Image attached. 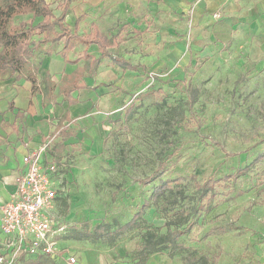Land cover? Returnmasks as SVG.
Segmentation results:
<instances>
[{"label":"rangeland","instance_id":"obj_1","mask_svg":"<svg viewBox=\"0 0 264 264\" xmlns=\"http://www.w3.org/2000/svg\"><path fill=\"white\" fill-rule=\"evenodd\" d=\"M47 1L60 14L63 0ZM190 66L180 76L112 81L118 115L96 140L58 149L72 164L57 177L53 212L58 225L66 224L59 245L76 258L93 249L107 264H264V159L255 162L264 152V34L245 30ZM248 165L241 176L223 178ZM209 178L217 183L204 196L200 184ZM165 180L174 193L156 201L154 188ZM180 189L185 196L173 203ZM135 214L138 226L117 230ZM182 214L191 230L148 254L147 233L159 239L168 220ZM106 223L108 233L93 235Z\"/></svg>","mask_w":264,"mask_h":264},{"label":"crops","instance_id":"obj_2","mask_svg":"<svg viewBox=\"0 0 264 264\" xmlns=\"http://www.w3.org/2000/svg\"><path fill=\"white\" fill-rule=\"evenodd\" d=\"M65 20L81 36L95 30L106 36L108 54L97 43L78 40L63 56L60 40L42 44L31 59L36 82L27 72H0V204L11 200L16 177L26 169L25 155L47 138L58 133L46 158L70 166L60 147L101 136L108 119L122 109L112 81L129 82L125 79L133 75L140 80L145 73L180 76L197 58L222 51L243 31L264 34V0H77ZM49 46L51 55L43 52ZM62 79L69 83L59 86ZM5 240L0 230V254ZM94 254L93 249L82 253L76 264H107Z\"/></svg>","mask_w":264,"mask_h":264},{"label":"trees","instance_id":"obj_3","mask_svg":"<svg viewBox=\"0 0 264 264\" xmlns=\"http://www.w3.org/2000/svg\"><path fill=\"white\" fill-rule=\"evenodd\" d=\"M77 0H63L61 14L56 16L52 7L47 0H0V72L10 68L18 71L19 74L27 72V76L33 82H36V76L31 66V59L36 52L42 48V44H54L60 40L64 41L63 50L60 52L66 56L67 52L73 49L76 42L79 40L85 44L97 43L100 46L103 54L107 53V46L110 44L108 38L100 34L97 30L93 33L81 36L77 31L72 32L69 25L66 24V14L69 10L70 4ZM31 14L30 19H23L16 22L15 19L19 16H26ZM40 18L35 22L36 18ZM37 35H42L38 41L35 39ZM45 54L51 55L53 49L49 46L43 49ZM89 57L90 55L87 54ZM123 63V61L118 60ZM236 153L232 154L235 155ZM264 159V152L259 154L257 160ZM164 166V165H163ZM162 167V166H161ZM249 165L245 167H238L233 173L225 175L224 179H231L232 177H239L246 173ZM152 175L143 179L145 183H149ZM217 181L209 178L204 183L200 184L203 194L206 196L211 189H214ZM167 190L170 194L174 193L171 187V181H161L155 186L152 197L158 201L163 197ZM176 197L173 198L175 202H179V198H184V190L177 191ZM151 200L145 201L147 205ZM138 214H135L129 221L124 224H119L117 230L125 231L139 225ZM193 222L182 214L177 219H169L167 223V233L159 239L154 240L153 233H147L146 247L148 254L158 250V246L163 242H176L178 238L183 236L193 226ZM111 225L97 224L93 229V235L102 236L109 232ZM18 264V263H17ZM20 264H55V261L45 255L36 257H22Z\"/></svg>","mask_w":264,"mask_h":264},{"label":"built area","instance_id":"obj_4","mask_svg":"<svg viewBox=\"0 0 264 264\" xmlns=\"http://www.w3.org/2000/svg\"><path fill=\"white\" fill-rule=\"evenodd\" d=\"M57 135L25 155L26 169L16 177L11 200L0 204V230L6 235L0 264H17L21 256L39 255L54 261L69 256V264L78 262L75 255H68L67 249L58 246V237L67 231L66 224H57L53 208L59 193V178L64 176L68 163L46 158Z\"/></svg>","mask_w":264,"mask_h":264}]
</instances>
